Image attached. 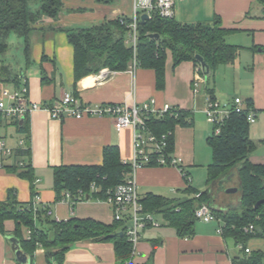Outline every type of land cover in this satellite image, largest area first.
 Here are the masks:
<instances>
[{
	"label": "crops",
	"instance_id": "crops-1",
	"mask_svg": "<svg viewBox=\"0 0 264 264\" xmlns=\"http://www.w3.org/2000/svg\"><path fill=\"white\" fill-rule=\"evenodd\" d=\"M132 3L133 0H113L111 3L65 0L58 19L43 17L30 34V59L27 62L25 58V70L20 71V87H27L28 98L51 107L59 104L64 93L69 92L90 105L141 104L153 99L156 108L167 103L186 110L189 122L175 126L172 155L188 170L191 184L188 167L201 158L202 141L206 143L213 131V125L205 120L206 98L212 95L220 105H231L233 98L239 96L245 105L250 103L256 115L255 122L251 123L254 127L249 129V137L255 142L249 159L253 163H264L263 5L258 0H174L173 17L177 21L209 22L218 16L223 27L233 29L226 35V43L241 47L236 59L219 65L207 82L204 80L195 85L197 75L193 62L182 61L173 66L169 51L162 89L155 85L154 71L142 67L132 69L128 66L121 71L104 67L74 81L73 47L64 29L87 27L129 15ZM3 87L15 88L12 83L0 82V89ZM26 117L28 132L20 131L13 122L2 121L0 124V137L7 146L16 150L19 141L24 140V145L29 147L28 155L6 158L0 155V201L13 192V197L20 202L33 201L39 206H49L51 216L57 220L93 218L111 223L112 209L105 200L85 198L73 203L67 195L56 200L53 170L60 165L101 164L103 149L110 145L118 148L121 160L130 161L133 129L119 127L115 118L108 116H64L59 119L40 109ZM18 161L30 166L31 179L20 174L22 169H8L9 165H18ZM134 174L140 198L148 193L167 198L185 196L182 192L185 181L176 166H141ZM220 183L218 181L210 188L214 209L229 204L224 203L226 195L236 193L232 202L239 197L237 192L217 191ZM152 216L158 225L140 229L138 242L127 264H232V257L239 254L238 246L217 232L221 221L197 219L194 235L180 237L161 214ZM13 229L14 222L5 220L6 235L0 232V264H57L53 258H46L42 247L36 248L32 258L28 255L26 263H21L9 240L10 236L15 237ZM63 264H117L114 245L109 241L75 242L65 252Z\"/></svg>",
	"mask_w": 264,
	"mask_h": 264
},
{
	"label": "trees",
	"instance_id": "trees-1",
	"mask_svg": "<svg viewBox=\"0 0 264 264\" xmlns=\"http://www.w3.org/2000/svg\"><path fill=\"white\" fill-rule=\"evenodd\" d=\"M111 3L113 0H96ZM263 5L264 0H258ZM65 0H0V82L12 83L16 88L22 84V75L11 65L4 63L2 55L8 49V36L16 33L24 40V55L30 59L29 37L43 17L58 19ZM36 5V6H35ZM129 15L107 19L88 27L64 29L73 47L74 81L96 73L107 67L111 71L125 70L132 60V49L124 42L127 36ZM233 29L223 27L218 16L209 22L182 23L173 16L165 17L153 11L143 21L138 22L137 67L150 68L155 73V85L162 89L165 83V62L167 51L171 53L173 66L182 61H191L207 82L221 64L232 63L241 49L228 44L225 37ZM157 34L158 36H151ZM196 55L202 57L205 67L199 68ZM212 99H215L210 95ZM251 105L246 104V109ZM176 112H165L161 116L150 114L146 128L156 137L165 136L166 152L172 156L174 149V128L187 125L189 113L178 107ZM2 121L0 120V124ZM20 131L28 132L27 117L20 125ZM206 138L211 150V161L206 167L207 189L199 191L190 184V175L185 169L183 179L185 196L167 198L148 193L140 198L144 214H161L178 236L191 237L195 233V210L207 204L215 217L221 221V234L239 246V254L232 257V264H264V250L248 247L253 239L264 242V163H253L249 157L255 142L249 137V123L245 111H231L220 126ZM29 147L18 148L14 155H28ZM157 165L155 161L145 166ZM22 169L21 175L29 179L28 165H9L8 169ZM23 169H25L23 171ZM131 164L120 159L116 146H106L101 164L60 165L53 170L56 200L67 195L74 203L95 198L105 200L111 191L123 183ZM234 175L238 181V199L224 208L211 207L210 188L218 181L228 180ZM232 178V176H231ZM10 192L7 199L0 201V232L6 235L4 221L12 220V235L18 238L20 247L31 258L38 247H42L48 260L63 264L65 252L78 241H109L114 245L117 264H127L132 256V243L126 234L128 217L113 219L104 223L93 218L57 220L50 214L47 205H37L33 201L20 202ZM262 202L256 207V203ZM253 225V230L245 227ZM150 226V224H147ZM146 226V227H147ZM27 231V233H25ZM249 248V252H245ZM155 246L151 252H154Z\"/></svg>",
	"mask_w": 264,
	"mask_h": 264
},
{
	"label": "built area",
	"instance_id": "built-area-1",
	"mask_svg": "<svg viewBox=\"0 0 264 264\" xmlns=\"http://www.w3.org/2000/svg\"><path fill=\"white\" fill-rule=\"evenodd\" d=\"M173 4L174 0H133L131 13L129 14L130 21L127 24V36L124 40L125 44L132 49V60L128 65L130 68L134 69L137 67L138 22L141 20V14L146 13L149 16L151 12L155 11L161 16L171 17L173 16ZM199 68L202 67L199 66ZM196 75L194 80L195 85L198 82H204L205 78L200 74L198 68H196ZM27 92L26 86L19 88L3 87L0 89L1 121L17 124L21 118H25L29 113L45 109L50 113L51 117L59 119L64 116L75 118H82L84 116L113 117L119 127L128 126L133 129V156L128 161L131 164L132 170L126 180L118 184L105 201L111 206L113 219L121 220L126 216L128 217L126 234L132 243V248H134L139 239L140 229L146 227L147 224L158 225L151 214H144L142 211V204L135 182V170L141 166H145L149 162L155 161L160 166H176L182 177L185 175V169L182 168L180 160L173 155L169 156L166 152L165 136L162 135L161 138H158L146 128V120L150 114L161 116L165 112L174 113L176 112L175 107L166 103L160 108H156L153 99L141 104L104 103L90 105L69 92L64 93L59 104L48 107L30 100ZM204 111L207 121L215 127V133L220 131V126L231 111L238 113L245 111L246 120L249 124L256 120L254 110L250 107L246 109L243 99L239 96L233 98L231 105H220L217 100L208 96ZM24 147V140H20L18 148ZM14 152L15 150L7 146L3 138L0 137V155L6 158L13 156ZM18 165L23 166L24 163L18 161ZM195 216L196 219L204 222L218 220L211 208L204 203L195 210ZM245 230H253V225H248L245 227ZM217 232L221 233L220 226ZM249 251V248H245V252Z\"/></svg>",
	"mask_w": 264,
	"mask_h": 264
},
{
	"label": "rangeland",
	"instance_id": "rangeland-1",
	"mask_svg": "<svg viewBox=\"0 0 264 264\" xmlns=\"http://www.w3.org/2000/svg\"><path fill=\"white\" fill-rule=\"evenodd\" d=\"M36 6V5H35ZM88 27V26H87ZM8 49L6 52L2 55L3 61L6 64H9L12 66V68L16 71L25 70V57H24V40L22 37L18 36L16 33H10L8 36ZM205 117V115H204ZM206 120V117H205ZM210 124V123H209ZM211 125V124H210ZM254 127V124L249 125V129H252ZM209 146L202 141L201 148L199 150L201 154V158H199L194 165L189 166V170L192 176L191 184L192 186L197 190H203L206 186V167L207 163L211 161V152H210ZM209 161V162H207ZM238 183L237 178L232 176V179L225 180L220 183V186L218 187L217 191H222L226 187H234ZM231 194V193H230ZM227 199L224 203L231 204L232 199L236 198V193L231 195H226L224 197ZM232 198V199H231ZM225 200V199H224ZM231 200V201H229ZM158 218V217H157ZM251 245V246H250ZM249 247L251 248H260L264 250V242L261 239H253L249 243ZM239 249V247H238ZM237 249V251H238Z\"/></svg>",
	"mask_w": 264,
	"mask_h": 264
},
{
	"label": "water",
	"instance_id": "water-1",
	"mask_svg": "<svg viewBox=\"0 0 264 264\" xmlns=\"http://www.w3.org/2000/svg\"><path fill=\"white\" fill-rule=\"evenodd\" d=\"M147 16H148V15H147L146 13L141 14V21H143L145 18H147ZM151 36H155V37H157L158 35H157V34H151ZM195 57H196V59L200 62L201 67H205V63H204L202 57L199 56V55H196ZM23 121H24V118H21V119L19 120V124L21 125ZM27 144H28V143H27ZM231 176H232V174L229 175V176L227 177V179H228V180L231 179ZM223 190H224V192H226V193H235V192L238 191V187H226V188L223 189ZM86 198H88V196H86ZM261 202H262V200L258 201V202L256 203V207H257ZM9 240L12 242V247H13V249H14V252H15V255H16L17 259H18L21 263H26V262H27L28 254H26V253L22 250V248L20 247V244H19V242L17 241V239H16L15 237L10 236V237H9Z\"/></svg>",
	"mask_w": 264,
	"mask_h": 264
}]
</instances>
